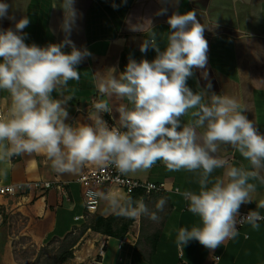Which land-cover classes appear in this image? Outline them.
Here are the masks:
<instances>
[{"label":"crops","instance_id":"0c3cea01","mask_svg":"<svg viewBox=\"0 0 264 264\" xmlns=\"http://www.w3.org/2000/svg\"><path fill=\"white\" fill-rule=\"evenodd\" d=\"M0 3L8 5L7 15L0 17V31H16V23L27 17L29 24L19 33L24 36L26 45L44 48L66 39L62 30L61 0H0ZM74 7L77 17L67 39L77 49H87L91 55L76 66L80 72L78 81L70 80L51 94L54 99L66 100L63 104L68 112L65 123L91 125L88 116L94 102L108 99L111 112L103 113L102 118L108 126L119 127L116 109L121 103L128 105V101L117 99L115 95H102L96 86L98 76L107 69H115L119 75L130 59L137 63L143 59L152 62L157 57L155 49L140 51L150 30L148 26L156 32L158 47L164 51L171 31L168 18L174 13L195 11L205 27L208 61L205 68L193 69L187 86L194 93L207 92L205 102L212 93L235 98L246 108L243 114L254 122L259 133L264 134V0H75ZM162 9L166 12L158 14ZM138 23L146 25L145 33L131 30ZM62 51L70 54L71 45H65ZM10 104L9 94L0 90V114L6 113ZM181 119L188 123L190 117L186 115ZM203 131L197 129L198 133ZM216 156L226 159L232 166L251 170L249 161L229 145H220ZM94 167L86 165L75 174L58 173L43 153L6 158L0 161L1 184L57 181L62 189L32 190L13 197H0V208L6 213L18 214L25 221L22 233L36 246L49 240H62L69 234L76 235L79 239L73 257L63 264H88L103 242H106L103 264H178L179 254L187 264H213L215 259V264H264V222H258V229L243 224L235 238L214 250L196 240L189 241L183 248L176 245L179 228L190 229L201 221L188 211V203L182 195L173 191L198 192L199 172L169 171L162 161H157L147 171L124 175L132 181L164 186L159 193L144 195L140 191L139 199H143L150 211H156L155 205L160 198L167 200L164 210L157 213L161 219L153 222L143 215L137 218L117 216L101 198L96 212L86 216L77 179L85 169ZM224 172V168L215 169L210 179L223 178ZM249 183L255 185V191L250 194L252 202L241 205L239 213L256 210L264 215V209L257 208V203L264 200V182L257 178L250 179ZM99 192L125 197L130 194L107 186L100 187ZM113 215L116 216L113 232L123 224L121 239L91 230L94 218L105 220ZM80 216L86 218L74 221ZM0 264H17L12 258L9 235L1 225Z\"/></svg>","mask_w":264,"mask_h":264},{"label":"clouds","instance_id":"9594fccd","mask_svg":"<svg viewBox=\"0 0 264 264\" xmlns=\"http://www.w3.org/2000/svg\"><path fill=\"white\" fill-rule=\"evenodd\" d=\"M74 2L61 0L66 39L60 44L44 48L26 45L19 33L28 26L27 17L16 23V31H0V90L11 99L7 112L0 114V161L23 153H43L58 173L75 174L93 165L114 166L122 175L147 171L162 161L169 171L199 172L198 192L176 190L188 201V211L201 221L190 229L179 228L178 247L196 240L214 250L239 234L237 225L246 223L258 229L264 215L254 210L240 217L239 209L252 202L255 185L249 180L264 182V134L243 114L246 108L235 98L212 93L205 102L207 92L194 93L187 86L193 69L205 68L208 61L205 27L196 12L174 13L168 18L171 31L164 51L158 47L156 32L148 26L140 51L155 49L157 57L152 62L130 59L119 75L115 69H107L98 76L96 86L102 95L128 101L116 109L119 127L110 128L102 118L103 113L111 112L108 99L94 102L88 116L91 125L70 126L65 123L66 100L54 99L51 94L70 80L78 81L76 66L91 55L67 39L77 17ZM7 9L6 3H0V17L7 15ZM164 12L166 9L158 14ZM131 30L145 33L146 25L138 23ZM65 45H71L70 54L62 51ZM186 115L189 122L183 123L181 118ZM201 128L204 131L198 133ZM220 145L236 149L249 161L251 170L216 156ZM218 168L225 169L224 177L213 181L211 173ZM88 195L90 200L100 197L107 201L117 216L143 215L153 222H159L157 213L167 204L160 198L156 211H150L143 199L133 201L130 196L111 192ZM257 208L264 209V200Z\"/></svg>","mask_w":264,"mask_h":264},{"label":"built area","instance_id":"2783aa9c","mask_svg":"<svg viewBox=\"0 0 264 264\" xmlns=\"http://www.w3.org/2000/svg\"><path fill=\"white\" fill-rule=\"evenodd\" d=\"M114 125H110L109 127H113ZM77 183L81 188V197L82 204L85 215H90L96 212L98 202L100 197L94 198V200H90L89 193L90 192H99V188L103 186L114 187L116 189H121L126 193H131L132 191H141L144 195H148L151 193H159L164 190L163 185H155L152 183L145 182H137L127 179L124 175L120 174L114 166H108L105 168H87L85 169L78 177ZM50 189L61 190L62 186L59 182H22L12 185H3L0 183V197H13L17 195H21L28 191H48ZM177 193L176 190L173 191ZM183 198V196H182ZM184 202H187L183 198ZM247 215V213H239L240 217ZM86 216L75 217L74 221H79ZM239 218V217H238ZM264 222V220L258 221ZM243 224L237 225V230ZM106 242H103L100 248L97 251L95 257H93L88 264H103L104 258V247ZM217 259L214 260L213 264ZM178 264H187L185 260H183L182 256L179 254V263Z\"/></svg>","mask_w":264,"mask_h":264},{"label":"rangeland","instance_id":"374dc122","mask_svg":"<svg viewBox=\"0 0 264 264\" xmlns=\"http://www.w3.org/2000/svg\"><path fill=\"white\" fill-rule=\"evenodd\" d=\"M0 225L9 235L12 258L17 264H32L37 256H40L39 261H42L60 250V240H49L41 246L32 244L22 233L25 221L18 214L6 213L2 208H0ZM74 251L75 246L72 249V252Z\"/></svg>","mask_w":264,"mask_h":264},{"label":"trees","instance_id":"16d2710c","mask_svg":"<svg viewBox=\"0 0 264 264\" xmlns=\"http://www.w3.org/2000/svg\"><path fill=\"white\" fill-rule=\"evenodd\" d=\"M141 195L142 193L140 191H132L128 196H130L133 199V201H136L141 197ZM115 220H116L115 215L108 217L105 220L94 218L92 221L93 223L91 225V230L101 232L110 237L121 239L124 234V229L122 228L123 224L117 231L113 232V226L115 225ZM114 228L116 229L117 226H115ZM118 232L120 234H117ZM78 239H79L78 237H76L75 235H71V234L65 236L62 240L59 241L61 243L60 250H58L53 256L47 257L43 259L42 261H39L40 256H37L32 264H63L65 263L66 261L72 259L73 257L72 249L77 243Z\"/></svg>","mask_w":264,"mask_h":264}]
</instances>
